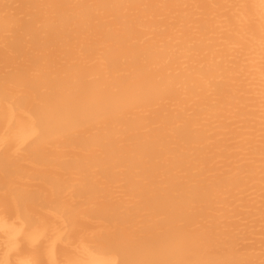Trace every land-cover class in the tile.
Instances as JSON below:
<instances>
[{"label":"bare ground","instance_id":"6f19581e","mask_svg":"<svg viewBox=\"0 0 264 264\" xmlns=\"http://www.w3.org/2000/svg\"><path fill=\"white\" fill-rule=\"evenodd\" d=\"M0 264H264V0H0Z\"/></svg>","mask_w":264,"mask_h":264}]
</instances>
